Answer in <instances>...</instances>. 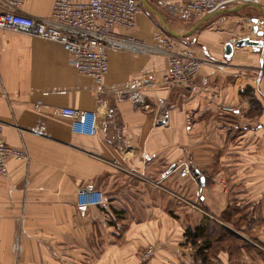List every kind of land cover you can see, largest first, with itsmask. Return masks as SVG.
I'll return each instance as SVG.
<instances>
[{
  "label": "crops",
  "instance_id": "1",
  "mask_svg": "<svg viewBox=\"0 0 264 264\" xmlns=\"http://www.w3.org/2000/svg\"><path fill=\"white\" fill-rule=\"evenodd\" d=\"M145 1L134 29H116L145 52L109 51L103 88L61 44L0 32L3 138L30 158L9 160L0 176V264H139L148 247L152 264H202L187 232L210 216L204 207L224 233L211 238L206 264H264V252L244 243L252 235L264 249V37L253 32L264 31V0L209 15L172 13L190 0ZM54 2L31 0L22 11L47 18ZM242 39L261 45H233L227 57L226 45ZM166 40L203 61L190 90L162 82ZM130 89L141 103L118 98ZM65 107L97 112L96 134H74L54 114ZM84 186L104 204L79 209Z\"/></svg>",
  "mask_w": 264,
  "mask_h": 264
},
{
  "label": "built area",
  "instance_id": "2",
  "mask_svg": "<svg viewBox=\"0 0 264 264\" xmlns=\"http://www.w3.org/2000/svg\"><path fill=\"white\" fill-rule=\"evenodd\" d=\"M31 0H0V32L10 31L34 35L46 41L59 43L68 52L71 66L81 75L92 78L103 88L109 73V51H126L140 54L146 45L131 36L116 32L117 28L132 30L137 16L143 12L139 0H55L49 17L34 19L23 13V6ZM248 0H190L171 8L175 15H209L226 8L239 6ZM168 67L162 82L170 88L190 90L202 68L203 61L189 48H181L166 40ZM132 98L142 102L141 94L130 89L118 98ZM225 111L234 109L225 107ZM54 114L71 122V130L80 136H94L97 132L98 113L73 107L57 108ZM4 125L0 122V176H8L11 159L28 162L25 149H14L5 143ZM190 169H181L185 177ZM101 192L91 186L77 191V207L87 209L104 204ZM155 248L148 247L139 254V264H152Z\"/></svg>",
  "mask_w": 264,
  "mask_h": 264
},
{
  "label": "trees",
  "instance_id": "3",
  "mask_svg": "<svg viewBox=\"0 0 264 264\" xmlns=\"http://www.w3.org/2000/svg\"><path fill=\"white\" fill-rule=\"evenodd\" d=\"M207 227L205 221L199 229L187 232L188 241L195 247L196 255L202 260V264H206L207 252L212 248L211 235Z\"/></svg>",
  "mask_w": 264,
  "mask_h": 264
},
{
  "label": "rangeland",
  "instance_id": "4",
  "mask_svg": "<svg viewBox=\"0 0 264 264\" xmlns=\"http://www.w3.org/2000/svg\"><path fill=\"white\" fill-rule=\"evenodd\" d=\"M196 177H198L197 175H195ZM195 205V204H194ZM240 209V208H239ZM238 211V210H237ZM204 212L206 213V214H208V215H210L211 216V214L209 213V212H207V210H206V207H204ZM238 214H237V217H236V223L237 224H239V223H243L242 221H241V218L243 217V215H244V212L243 211H238L237 212ZM210 216H206L205 215V221H206V225L208 226L207 228H208V231H209V234L211 235V238H213L215 235H217V236H221L222 234H224L223 233V231L219 228V224L217 223V222H215L214 220H213V218L212 217H210ZM228 218H225V222H226V220H227ZM240 225V224H239ZM248 237H246L248 240L247 241H245L244 243H247L248 245H249V249L251 248V247H253V248H255V249H257L258 251H261V252H264V249L260 246V244H258V243H256L251 237H252V235H247ZM241 241V242H240ZM238 240V239H236V240H234L233 241V246L234 247H239V246H241L242 245V243H243V240ZM231 242V241H230ZM232 243V242H231ZM247 244H246V246H247ZM255 245H257V247H259V248H257ZM247 248V247H246ZM247 248V249H248ZM260 248H262V249H260ZM248 249V250H249Z\"/></svg>",
  "mask_w": 264,
  "mask_h": 264
},
{
  "label": "water",
  "instance_id": "5",
  "mask_svg": "<svg viewBox=\"0 0 264 264\" xmlns=\"http://www.w3.org/2000/svg\"><path fill=\"white\" fill-rule=\"evenodd\" d=\"M141 2V4H143L144 6L148 7V4L146 3L145 0H139ZM149 8V7H148ZM161 21L163 22V25L165 26L166 29H168L167 25L164 23V21L162 20V18L160 17ZM254 23H257V20L254 19L253 20ZM169 30V29H168ZM169 32L171 34H173L174 36H177V34L175 35L171 30H169ZM253 32L258 35V37H264V31L259 30L258 26H255L253 28ZM233 45H236L237 47H244V46H249V47H253V48H259L260 47V42L259 41H254V40H250V39H242L239 41H233L229 44L226 45L225 47V52H226V56L230 57L232 56L233 53ZM264 46V44H263ZM198 176V180L200 185H204V181L205 178L203 176H199V173H195Z\"/></svg>",
  "mask_w": 264,
  "mask_h": 264
}]
</instances>
